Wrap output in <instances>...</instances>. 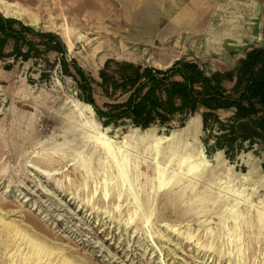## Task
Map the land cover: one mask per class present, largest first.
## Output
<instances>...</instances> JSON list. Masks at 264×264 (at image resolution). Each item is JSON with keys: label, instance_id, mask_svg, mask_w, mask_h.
<instances>
[{"label": "rangeland", "instance_id": "rangeland-1", "mask_svg": "<svg viewBox=\"0 0 264 264\" xmlns=\"http://www.w3.org/2000/svg\"><path fill=\"white\" fill-rule=\"evenodd\" d=\"M1 1L29 39L61 38L99 107L111 101L99 84L108 59L225 72L264 45V0L187 2L194 24L165 41L152 3L163 0ZM256 13L261 39L226 50ZM14 45L0 57V264H264L263 141L219 148L222 124L205 129L201 112L183 125H106L61 53L39 45L25 58Z\"/></svg>", "mask_w": 264, "mask_h": 264}, {"label": "trees", "instance_id": "trees-1", "mask_svg": "<svg viewBox=\"0 0 264 264\" xmlns=\"http://www.w3.org/2000/svg\"><path fill=\"white\" fill-rule=\"evenodd\" d=\"M30 32L34 33L33 27L0 13V57L9 39L25 58L39 45L61 53L65 66L71 64L81 76L78 84L82 98L95 106L106 125L125 120L144 129L176 120L183 125L191 115L201 112L205 129L222 124L224 133L216 136L219 148H234L246 141L264 142V45L252 46L232 70L225 72L208 73L198 61L188 59H178L164 69L108 59L100 71L99 84L111 101L99 107L93 94L95 79L76 60H66L67 49L61 38L53 32L35 31L39 40L34 41L27 37ZM23 45L28 51L22 50ZM226 81L233 86L229 88ZM222 109H232L233 115L222 120L218 112Z\"/></svg>", "mask_w": 264, "mask_h": 264}, {"label": "crops", "instance_id": "crops-1", "mask_svg": "<svg viewBox=\"0 0 264 264\" xmlns=\"http://www.w3.org/2000/svg\"><path fill=\"white\" fill-rule=\"evenodd\" d=\"M196 0H163L161 5L154 4L155 1H152L153 8H156L158 11L161 10L162 13V23H164L163 30L168 32L165 34L164 31L160 33H156L154 35L155 40L161 38L162 41H165L167 38H172L177 35L178 33H183V27H187L192 24V14L190 12L191 5L187 4V2H193ZM259 13L254 15V20L252 21V26L250 33L240 32L238 34H231L230 37H225L223 41H227V47L230 51H237L240 50L242 47L245 48L244 45L254 44L261 39L262 30L260 26V22H258ZM170 34V35H169ZM148 36V35H146ZM150 37V35L148 36ZM226 48V47H225ZM224 48V49H225ZM178 59H185V58H178ZM177 59V60H178ZM187 59V58H186ZM194 60V59H188ZM174 63V62H173ZM172 63V64H173ZM171 64V65H172ZM169 65V66H171ZM168 66V67H169ZM167 68V67H166Z\"/></svg>", "mask_w": 264, "mask_h": 264}, {"label": "bare ground", "instance_id": "bare-ground-1", "mask_svg": "<svg viewBox=\"0 0 264 264\" xmlns=\"http://www.w3.org/2000/svg\"><path fill=\"white\" fill-rule=\"evenodd\" d=\"M5 7H6V4L0 0V9L4 10Z\"/></svg>", "mask_w": 264, "mask_h": 264}]
</instances>
